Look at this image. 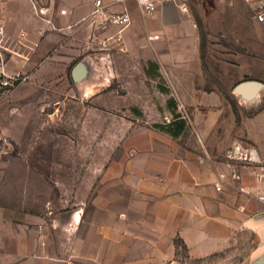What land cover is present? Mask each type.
<instances>
[{
	"label": "crops",
	"instance_id": "obj_1",
	"mask_svg": "<svg viewBox=\"0 0 264 264\" xmlns=\"http://www.w3.org/2000/svg\"><path fill=\"white\" fill-rule=\"evenodd\" d=\"M93 2L63 0L60 8L46 7L47 17L55 27L65 28L87 15ZM187 5L206 37L203 50L198 24L193 28L192 22L172 4L162 6L151 17L142 16L130 5L127 9L131 25L111 42L114 28L92 31L79 25L56 32L36 16L30 0H0V16H8L22 28L26 45L23 49L13 40V45L2 52L8 74L23 73L31 79L49 76L58 62L55 55L67 49L70 54L65 53L68 57L64 59L74 63L70 76L82 61L95 70L92 80L83 86L98 82L96 61L108 59L120 63L121 70L116 68L114 74L122 77L116 80L123 85L127 84L124 70L131 74V61H138L144 84L145 80L152 81L144 76L146 64L151 61L159 66L177 113L184 111L187 116V110L194 107L191 115L209 116L213 113L210 109L185 102L189 106L185 110L177 100H199L201 93L203 100L224 101L226 95L217 91L213 83L207 85L210 90L198 89L199 84L214 79L207 72L203 75L202 68L211 69L215 62V80L230 86L233 99L231 104L220 102L214 107L216 125L191 121L186 122L178 139L152 131L138 142H128L140 150L135 157L126 159V167L121 161L120 171L108 179L115 180L114 187L108 189L118 187L120 192L112 191L117 196L106 207H76L64 220H53L62 228L59 244H53L48 236L46 220L1 222L8 230L0 236V264H161L176 254L174 240L182 243L189 260L198 261L226 250L232 244L234 228L241 223L256 235H264V219L257 218L264 213V204L256 199L257 192L264 190V105H255L250 119L241 124L237 106L243 105L232 94L233 87L243 81L264 84L258 77L264 75V24L256 20L246 0H187ZM61 10L65 14H60ZM16 35L19 40L20 35ZM101 44L119 48L103 54L97 50ZM52 51L54 54L48 58ZM221 69L227 70L226 78L221 76ZM144 90L143 87L138 94L127 95L140 113L171 115L172 121L169 97L166 103L157 105ZM219 116L227 123L219 124ZM228 116L231 123L225 118ZM213 130L223 133L209 141L204 133ZM239 154L248 161L240 162ZM45 208L41 210L46 212ZM256 252L257 249L249 260Z\"/></svg>",
	"mask_w": 264,
	"mask_h": 264
},
{
	"label": "rangeland",
	"instance_id": "obj_2",
	"mask_svg": "<svg viewBox=\"0 0 264 264\" xmlns=\"http://www.w3.org/2000/svg\"><path fill=\"white\" fill-rule=\"evenodd\" d=\"M33 1L43 7L63 6V0ZM37 21L41 22L38 19ZM200 26L198 24L199 43L203 50L206 37ZM0 29L3 31H0V51L3 52L5 48L13 45V40H16V46H23L24 49V35L18 24H14L8 16H5V19L0 16ZM15 33L20 35L19 40L16 39ZM212 47L215 50V40ZM118 48L115 45L101 44L97 50L105 54ZM53 52L48 53V58ZM65 53L70 54V51L60 50L55 55L58 62L55 64V71L49 76L29 78L7 91L0 90V236L7 234L8 230L1 222L46 220L44 224H48V236L53 244H59L62 240V228L56 226L54 221L64 220L76 207H106L107 203L117 196L112 195V191L120 192L118 187L108 189L113 188L115 184V180L108 179L114 176L112 173L120 171L121 161L126 167V159L135 157L136 151L140 150L129 146L128 142H138L143 136H149L152 131L166 135L155 130L152 125L171 121V115L143 116L127 97L138 94L144 87V91L153 96L157 105L166 103L167 97H173L170 96L171 91L161 74L160 80H145L143 84L142 68L138 61L133 60L129 71L131 74H125L124 70L123 78L127 79V84L123 85L118 81L122 77L116 78L114 74L116 68L121 70L120 63L117 61V65L114 59H108L96 61L99 67L96 77L98 82L92 86H83L93 77L90 76L82 83L72 81L70 70L74 63L68 64L69 60L64 59V56L68 57ZM2 57L6 71V61L3 55ZM91 70L92 74L95 73L93 68ZM202 71L203 75L207 72L214 79L210 83L199 84L198 89L210 90L207 85L213 83V87L223 92L226 98L224 101H207L201 99L204 94L200 93L199 100H177L185 110L189 106L184 103L193 102L194 105L205 107L207 111H213L209 116H196L190 113V110L195 109L192 107L187 110V116L183 109V114L180 115L189 124L192 121L198 125H216L218 118L214 107H218L216 105L220 102H233L230 86L216 82L218 68L215 62H212L211 69L202 68ZM226 74L227 70L221 69V76L226 78ZM258 77L264 80V75ZM194 79L198 81L197 77ZM158 83L166 88L168 93H162ZM255 105H264V91L253 105L240 108L237 106L241 124H246V120L250 119ZM225 118L231 123L230 116ZM236 118L238 119L237 115ZM222 122L227 123L226 119L219 116V124ZM222 133L213 130L204 134L211 141ZM244 156L239 154L237 159L240 162L248 161ZM259 191L257 195L261 192ZM41 207H46L47 211H42ZM232 236V244L226 250L198 261L189 260L185 247L180 241L174 240L176 254L161 264H247L253 251L257 249L256 253H259V249L264 246V235H256L243 226V223L234 228ZM64 240L66 246H69L67 239Z\"/></svg>",
	"mask_w": 264,
	"mask_h": 264
},
{
	"label": "built area",
	"instance_id": "obj_3",
	"mask_svg": "<svg viewBox=\"0 0 264 264\" xmlns=\"http://www.w3.org/2000/svg\"><path fill=\"white\" fill-rule=\"evenodd\" d=\"M32 6L36 12V16L42 21L46 22L52 30L64 32L72 30L79 25H86L92 31H105L109 28H114V34L109 38L110 41H114L131 25V15L127 9L130 5H134L138 12L144 17H151L158 9L167 4H172L179 9L185 18L192 22V27L196 28L197 24L193 21L192 14L187 5V0H111L106 2L105 0H94L93 6L89 13L81 18L73 25H69L65 28H57L47 18V8L37 7L33 0ZM252 12L254 13L256 20L264 24V0H246ZM122 7V11H114L113 8ZM60 14H65L64 10L60 11ZM2 29H0L1 31ZM3 31H1L2 33ZM107 41V39H105ZM4 49L3 46H1ZM5 50V49H4ZM2 51H0V90L7 91L12 87L24 83L29 79V76L23 73L8 74L3 67ZM257 201L264 204V190L258 193L256 197Z\"/></svg>",
	"mask_w": 264,
	"mask_h": 264
},
{
	"label": "water",
	"instance_id": "obj_4",
	"mask_svg": "<svg viewBox=\"0 0 264 264\" xmlns=\"http://www.w3.org/2000/svg\"><path fill=\"white\" fill-rule=\"evenodd\" d=\"M92 75L91 67L87 61L80 62L71 73L75 83H82ZM264 91V84L259 81H243L232 89V94L243 106H251L258 101ZM258 219H264V213ZM247 264H264V247Z\"/></svg>",
	"mask_w": 264,
	"mask_h": 264
},
{
	"label": "trees",
	"instance_id": "obj_5",
	"mask_svg": "<svg viewBox=\"0 0 264 264\" xmlns=\"http://www.w3.org/2000/svg\"><path fill=\"white\" fill-rule=\"evenodd\" d=\"M144 72L145 75L152 80L161 79L159 66L154 62L148 61ZM158 88L162 93H168V90L162 87L160 83H158ZM167 106L172 114V121L166 124H153L152 127L155 130L169 135L172 139H178L185 131L186 120L176 112V103L172 98L168 99Z\"/></svg>",
	"mask_w": 264,
	"mask_h": 264
}]
</instances>
